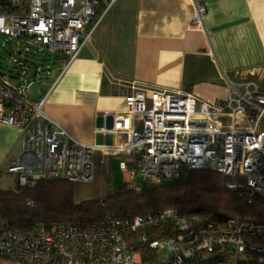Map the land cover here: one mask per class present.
<instances>
[{
	"label": "built area",
	"instance_id": "2783aa9c",
	"mask_svg": "<svg viewBox=\"0 0 264 264\" xmlns=\"http://www.w3.org/2000/svg\"><path fill=\"white\" fill-rule=\"evenodd\" d=\"M115 1L4 0L0 35L23 41L25 53L32 44L59 54L67 68ZM205 11L194 0L190 23L202 28ZM12 65L13 76L0 72V123L19 130L20 154L0 171L17 185L33 187L51 178L92 183L97 165L117 155L124 187L136 191L208 169L229 177L226 186L238 195L264 196V90L257 83L234 82L222 72L228 94L212 100L132 85L123 94L124 109L104 114L110 125L101 130L117 140L87 143L44 110L47 93L37 99L28 95L32 80L26 60L14 58ZM131 242L145 245L146 260ZM0 259L15 264H264V222L188 220L173 208L130 217L107 214L83 227L38 224L24 232L0 222Z\"/></svg>",
	"mask_w": 264,
	"mask_h": 264
},
{
	"label": "crops",
	"instance_id": "0c3cea01",
	"mask_svg": "<svg viewBox=\"0 0 264 264\" xmlns=\"http://www.w3.org/2000/svg\"><path fill=\"white\" fill-rule=\"evenodd\" d=\"M193 1L116 0L67 68L50 53L52 70L29 96L47 93L44 110L67 132L102 143L117 140L101 130L110 125L104 114L124 109L132 85L212 100L228 94L224 72L264 90V0H197L206 8L202 28L190 23ZM28 65L29 78L41 79L36 65ZM19 154V130L0 123V170Z\"/></svg>",
	"mask_w": 264,
	"mask_h": 264
},
{
	"label": "trees",
	"instance_id": "16d2710c",
	"mask_svg": "<svg viewBox=\"0 0 264 264\" xmlns=\"http://www.w3.org/2000/svg\"><path fill=\"white\" fill-rule=\"evenodd\" d=\"M229 181L215 170L196 169L170 182L142 186L139 191L122 186L102 198L79 202L73 199L72 182L65 179H43L33 187L15 183L13 188H0V222L20 232L55 222L83 227L107 214L130 217L160 208H173L188 220L199 217L215 224L228 218L264 222V196L238 195L226 186ZM131 245L147 259L145 245Z\"/></svg>",
	"mask_w": 264,
	"mask_h": 264
},
{
	"label": "rangeland",
	"instance_id": "374dc122",
	"mask_svg": "<svg viewBox=\"0 0 264 264\" xmlns=\"http://www.w3.org/2000/svg\"><path fill=\"white\" fill-rule=\"evenodd\" d=\"M28 51L29 53L23 52V43L20 40L0 35V72L8 76H13L15 72L12 67L13 59L18 57L26 59L31 67L36 65L40 72L39 77H41V79H32V85L27 90L29 95L38 89L39 85L45 80V78H48L47 75L52 70V63L50 62L53 55L45 52L39 47H29ZM54 72L55 73H52V75L57 74V70ZM119 159L120 157L115 155L106 159L104 164H98L95 179L92 183L72 182L74 201L79 202L85 199L102 198L124 186L126 184L124 181L125 174L117 165ZM135 182L139 185L142 184L138 178L135 179ZM14 186L15 181L13 176L1 172L0 188L7 189L13 188ZM162 254H165L164 250L161 251V255ZM0 264L15 263L0 259Z\"/></svg>",
	"mask_w": 264,
	"mask_h": 264
},
{
	"label": "water",
	"instance_id": "95a60500",
	"mask_svg": "<svg viewBox=\"0 0 264 264\" xmlns=\"http://www.w3.org/2000/svg\"><path fill=\"white\" fill-rule=\"evenodd\" d=\"M4 3V0H0V5H2Z\"/></svg>",
	"mask_w": 264,
	"mask_h": 264
}]
</instances>
